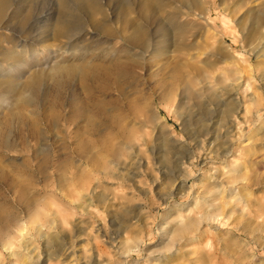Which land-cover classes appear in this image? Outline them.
Returning a JSON list of instances; mask_svg holds the SVG:
<instances>
[{
  "label": "rangeland",
  "instance_id": "obj_1",
  "mask_svg": "<svg viewBox=\"0 0 264 264\" xmlns=\"http://www.w3.org/2000/svg\"><path fill=\"white\" fill-rule=\"evenodd\" d=\"M57 2L11 0L0 22V264H264V54L249 33L264 0H207L216 29L175 21L176 47L134 57L123 90L93 66L125 61L114 38L85 28L47 53L63 45L42 40ZM203 211L197 236H171Z\"/></svg>",
  "mask_w": 264,
  "mask_h": 264
},
{
  "label": "bare ground",
  "instance_id": "obj_2",
  "mask_svg": "<svg viewBox=\"0 0 264 264\" xmlns=\"http://www.w3.org/2000/svg\"><path fill=\"white\" fill-rule=\"evenodd\" d=\"M10 1L11 0H0V22L1 18L5 15V11L7 10ZM240 2L251 3L255 2V0H240ZM171 4H174L173 8L171 7ZM206 4H208L207 0H106L105 4L102 3V0H58L53 12L50 11L46 14L47 17L44 21H47L48 24H44L43 26L46 30L43 29L42 33H45V37L42 40L44 44L51 40L50 42L58 41L63 45L61 47H56L55 45L52 46V43H49L44 49L48 50L47 53L50 56L56 55V57L59 58L60 55L57 53L60 52L61 49H64L62 52H66V45L69 47L73 46L74 49L82 42L88 40L86 39L87 33L84 30L85 28H89L96 35L104 36L106 39L114 38L120 47L125 46L130 49L126 50L128 51V56L125 61H119L118 58H116L114 61H109V65L93 66H107L106 70L108 71V75L112 78L113 82L118 85V88L123 90L122 84L126 83L127 79H132V76H134V70L139 68V62L134 60V57L144 53L149 48L154 50L156 45H159V49H163L167 52H170V48L176 47L173 46L174 42L172 40L175 34L174 30L177 28L174 27L175 21L180 19L188 22L186 25H183V27L180 26V29H178L179 31L182 28L186 30L187 27H193L204 30V33L206 34L205 37H208V33L211 29H216L215 23L211 21L210 10L207 8ZM111 5L113 6V9H111V17L109 18L105 7ZM28 12L29 11L26 9L20 16L22 21L26 19ZM251 13L252 12H250L249 15L251 29L249 30L250 32H248L251 34V38L254 41L253 43H258L257 48L253 50V52L257 54V59H259V57L264 54V14L263 12L262 15L255 12L251 15ZM31 14L32 17H35V15L37 17L39 14L42 15V13L37 14L36 10L33 8L31 9ZM113 23L118 25L115 30L111 26ZM211 23L214 27L209 25ZM4 28L7 27L4 26ZM4 28L0 27V30H3ZM11 31L15 34L13 43L16 44V47L25 48L26 45L16 39L21 32L16 29H12ZM215 36L211 33V38ZM91 38H89L90 41L92 40ZM155 38H159V40L155 41ZM104 46H108L109 48L110 45L107 40L104 42H95V45L91 48L102 50L106 49ZM56 66L66 65H60L57 63ZM86 75L87 74L85 73L81 74L80 77L82 80L86 79ZM63 88L64 87H62V89ZM186 90L187 88L185 87L184 91ZM85 109L86 108L83 106L75 109L73 111V116L77 118L83 117ZM230 112V109H226L224 114L228 115ZM4 144H7V142ZM214 187L215 186H212V189ZM210 189V186L209 190L207 187V190L209 191L206 192L207 194L211 193ZM206 196L203 198L204 204H213V202L210 201L211 199H206ZM216 196L217 195H215V198ZM213 212H198L199 215L194 219L185 222L180 221L176 229L170 232L171 236L179 237L180 234L183 235L184 232L196 224L198 227L188 235V237L193 238L194 236H197V233L200 230L199 225L206 224L207 222L209 223L215 218L214 216L216 213L215 211ZM2 219H0V224L3 221ZM2 234L3 230L0 226V238H2Z\"/></svg>",
  "mask_w": 264,
  "mask_h": 264
}]
</instances>
